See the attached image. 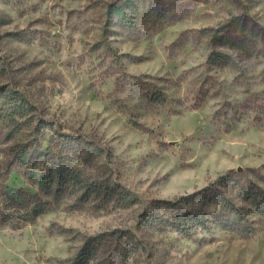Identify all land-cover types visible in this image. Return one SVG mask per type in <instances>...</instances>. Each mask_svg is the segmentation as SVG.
<instances>
[{
  "label": "rangeland",
  "instance_id": "obj_1",
  "mask_svg": "<svg viewBox=\"0 0 264 264\" xmlns=\"http://www.w3.org/2000/svg\"><path fill=\"white\" fill-rule=\"evenodd\" d=\"M0 86L30 106L0 117V264H264L237 188L229 226L149 222L221 175L264 190V0H0ZM53 137L75 169L46 191Z\"/></svg>",
  "mask_w": 264,
  "mask_h": 264
},
{
  "label": "trees",
  "instance_id": "obj_2",
  "mask_svg": "<svg viewBox=\"0 0 264 264\" xmlns=\"http://www.w3.org/2000/svg\"><path fill=\"white\" fill-rule=\"evenodd\" d=\"M16 92L11 89H4L0 86V117L9 123L17 124V118L22 117L30 109L29 104L22 98L14 96ZM11 124V125H12ZM63 138L53 137L50 139V151L46 152V161L44 164L48 171V175L39 174L42 189L52 191V186L60 187L63 185V169L65 171H74L68 159L65 146L75 147V144ZM30 141L21 142L18 154L14 157V163L28 169V174L33 176L34 170L37 168V152L34 148L29 149ZM41 147V146H39ZM38 147V148H39ZM57 173V174H56ZM60 185V186H59ZM237 188V189H236ZM100 193L107 188H95ZM223 189L234 191L236 189L237 196L254 209H260V205H264V190L254 189L252 186L240 184L236 178L232 179L226 174L221 175L217 182L203 190L194 191L189 194L180 195L174 199H156L154 200L157 209L164 210L163 215H149V222L153 223L156 218L170 225L172 228L184 235L200 229H208L211 223L218 226H229L234 223L233 217L238 214L239 206L235 204ZM16 200L7 198L6 205L14 204ZM215 208V209H214ZM214 209V211H213ZM208 215V216H207ZM208 223V224H207Z\"/></svg>",
  "mask_w": 264,
  "mask_h": 264
}]
</instances>
